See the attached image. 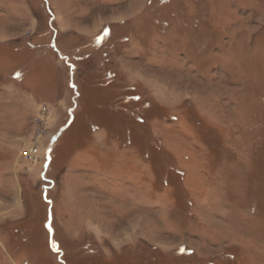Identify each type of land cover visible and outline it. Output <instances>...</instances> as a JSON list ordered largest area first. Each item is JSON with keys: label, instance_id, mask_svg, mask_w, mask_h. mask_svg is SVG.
I'll return each mask as SVG.
<instances>
[{"label": "rangeland", "instance_id": "rangeland-1", "mask_svg": "<svg viewBox=\"0 0 264 264\" xmlns=\"http://www.w3.org/2000/svg\"><path fill=\"white\" fill-rule=\"evenodd\" d=\"M0 264H264V0H0Z\"/></svg>", "mask_w": 264, "mask_h": 264}, {"label": "built area", "instance_id": "built-area-1", "mask_svg": "<svg viewBox=\"0 0 264 264\" xmlns=\"http://www.w3.org/2000/svg\"><path fill=\"white\" fill-rule=\"evenodd\" d=\"M38 148L37 147H33L32 150H29V152L27 153V158L28 160H34L35 155L37 156L38 153Z\"/></svg>", "mask_w": 264, "mask_h": 264}, {"label": "snow or ice", "instance_id": "snow-or-ice-1", "mask_svg": "<svg viewBox=\"0 0 264 264\" xmlns=\"http://www.w3.org/2000/svg\"><path fill=\"white\" fill-rule=\"evenodd\" d=\"M53 247L55 248V247H56V245H55V244H53Z\"/></svg>", "mask_w": 264, "mask_h": 264}]
</instances>
